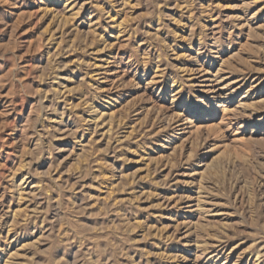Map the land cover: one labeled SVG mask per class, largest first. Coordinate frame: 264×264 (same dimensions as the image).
<instances>
[{
  "label": "rangeland",
  "instance_id": "1",
  "mask_svg": "<svg viewBox=\"0 0 264 264\" xmlns=\"http://www.w3.org/2000/svg\"><path fill=\"white\" fill-rule=\"evenodd\" d=\"M211 235L264 264V0H0V264H211Z\"/></svg>",
  "mask_w": 264,
  "mask_h": 264
},
{
  "label": "bare ground",
  "instance_id": "2",
  "mask_svg": "<svg viewBox=\"0 0 264 264\" xmlns=\"http://www.w3.org/2000/svg\"><path fill=\"white\" fill-rule=\"evenodd\" d=\"M125 3V2H124ZM65 4V3H64ZM122 4V3H121ZM93 5V4H92ZM178 5V4H177ZM77 12V11H76ZM103 13V12H102ZM78 14V13H77ZM108 14V13H107ZM49 15V14H48ZM73 15V14H72ZM73 16H75V15H73ZM57 17V16H56ZM55 17V18H56ZM69 17L70 16H68V17H65V16H63V17H60V19H58V20H56L55 22V24H56V28H55V31L57 32H61V30H62V28L67 24V23H69V21L71 20V19H69ZM109 17V16H108ZM52 18H54V15H53V17H51V20H53ZM57 19V18H56ZM157 21V20H156ZM54 22V21H53ZM179 22V21H178ZM51 23H52V21H51ZM51 27H52V25H51ZM120 27V26H119ZM75 29V28H74ZM72 30V29H71ZM180 30V29H179ZM54 31V32H55ZM91 31V30H90ZM44 32V31H43ZM76 32H77V30H76ZM75 32V33H76ZM182 32V31H181ZM72 33V32H71ZM74 33V34H75ZM93 34V33H92ZM174 35H176V34H174ZM199 37V36H198ZM74 38V37H73ZM50 39V38H49ZM48 39V40H49ZM184 38L183 37H181V40H183ZM165 40V39H164ZM58 43H60V41L58 42ZM73 43V41L71 42V44ZM72 46V45H71ZM70 46V47H71ZM70 47H68V49L70 48ZM167 49V48H166ZM82 50V49H81ZM100 51V50H99ZM59 52V51H58ZM77 52V51H76ZM196 55L198 56V53L196 52ZM47 58V57H46ZM154 61V60H153ZM156 61V60H155ZM223 61V60H222ZM222 61H221V65H220V67L222 66ZM155 64V63H154ZM202 65H204V64H202ZM202 65L200 66V69L202 68ZM48 67V66H47ZM199 69V70H200ZM205 71V69H203V72ZM218 71H220V70H218ZM223 71V70H222ZM199 72V71H198ZM218 74V73H217ZM223 78H221L220 76H213V82H215V86L213 87V86H207V87H210V89H207L206 91H200V93H203V94H213V97H214V99H216V100H219V101H223L222 102V104H220V105H218V106H216L217 108H219V109H221V112H226V111H228V109H227V107L225 106V105H223L224 103H225V101L226 100H230L231 99V101H232V96H233V94L235 93V91L237 90V89H239V86L235 89V90H228L230 87H231V84H233V83H229V84H224L225 82H223V80H222ZM176 81H172V83L174 84ZM208 82V81H207ZM152 83V82H151ZM173 84H172V86H171V88L173 87ZM241 86V85H240ZM198 87V86H197ZM227 91V93H225ZM67 92V91H66ZM54 94V93H53ZM59 94V93H58ZM57 94V95H58ZM245 97L246 96H243L242 97V99H245ZM172 100H175V98L174 99H172ZM196 101V103H199V102H201V101H197V100H195ZM230 101V102H231ZM241 101V100H240ZM190 102V101H189ZM189 102H187V101H185V105H187ZM191 103H192V101H191ZM127 104V103H126ZM189 105H193V103L192 104H190L189 103ZM239 105H242L241 107H243V108H245V107H247L248 105H250V103H248V105H247V101L245 102V103H243V104H239ZM251 106V105H250ZM92 108V107H91ZM194 109H196L195 111V114H198V109L197 108H194ZM229 112V111H228ZM233 112V111H232ZM113 114V113H112ZM149 116V115H148ZM204 116L207 118V117H210V116H213V117H215V113L214 112H212V113H205L204 114ZM247 116V115H246ZM102 118V117H101ZM109 118V117H108ZM117 118V117H116ZM211 119H212V117H210ZM59 119V118H58ZM187 123V122H186ZM95 124V123H94ZM217 128V127H216ZM208 130H209V132H211V133H214V131H216L214 128H212V127H210V128H208ZM76 131V130H75ZM71 133V132H70ZM130 134V133H129ZM189 134V133H188ZM211 135V134H210ZM130 136V135H129ZM36 143V142H35ZM40 147V146H39ZM33 149V148H32ZM180 150V149H179ZM190 151V150H189ZM32 154V153H31ZM191 151L189 152V154H188V156L186 157V159H190L191 158ZM169 157V156H168ZM167 157V158H168ZM185 160V159H184ZM176 162V161H175ZM216 162V161H215ZM21 169V168H20ZM198 170H201V172H200V174H202V175H207L209 178L210 177H216V174H217V166H216V164L213 162V161H209V162H207V161H203L202 163H200V165L198 166ZM15 171V170H14ZM14 175V174H13ZM201 176V175H200ZM205 178V177H204ZM144 179V178H143ZM202 179V177L200 178V180ZM22 181L24 180V179H21ZM119 180V179H118ZM202 181V180H201ZM211 182V181H210ZM128 184V183H127ZM200 187H199V189H198V191L195 193V195H196V197L193 199V203H194V205H187L186 206V209H187V211L185 212V217L183 218V220H182V222H181V226H183V228L185 229V232H184V237L185 238H189L190 237V234H195V235H197L201 230H203L204 228H206L205 226L206 225H202L200 222H199V220L200 219H202V218H204L205 217V215H208L207 213H209V211H206L204 208H203V201L201 200V196H200ZM29 195V194H28ZM148 195V194H147ZM183 195V194H182ZM158 197V196H157ZM210 197V196H209ZM184 198V197H183ZM182 198V199H183ZM187 199H189V197H186ZM134 199V198H133ZM168 200V199H167ZM189 201V200H188ZM177 202V201H176ZM176 202H175V204H176ZM159 206V205H158ZM211 206V205H210ZM212 206H215L214 204H212ZM218 206V205H217ZM157 207V206H156ZM213 209V208H212ZM37 210V209H36ZM16 212V211H15ZM33 212V211H32ZM212 212V211H211ZM215 212H218V211H215ZM33 213H35V212H33ZM13 214V213H12ZM210 214V213H209ZM216 214V213H215ZM213 215V214H212ZM194 216H197L198 217V219H197V221L196 222H194V223H192L191 221L189 222L188 221V219L189 220H193V218H194ZM211 217H216V215H214V216H211ZM139 221V220H138ZM135 224V223H134ZM136 224H137V222H136ZM214 224V223H213ZM216 224V223H215ZM114 226V225H113ZM133 226V225H132ZM139 226V225H138ZM221 226H222V228H223V224H221ZM220 226V227H221ZM150 227V226H149ZM175 227V226H174ZM216 228V227H215ZM59 230V229H58ZM143 230V229H142ZM204 231H205V229H204ZM8 232V231H7ZM8 233H10V232H8ZM222 233H224L223 231H222ZM150 234V233H149ZM220 235V234H219ZM219 235H211V237H213L212 238V240H210L209 242H203V243H198L197 241H195V243H193V245H192V249H191V252H194L193 254H194V259L196 258V253H201V255H207V254H210V253H213L212 254V256L210 257V259H207V260H211V259H213V258H215L213 261H211V264H215L220 258H222V257H224L225 256V258H224V262L222 263V264H226L227 263V260H228V258H229V255L231 254V252H232V249L227 253V254H225V249H226V245L224 244V242H222V240H223V238L221 237V236H219ZM224 235V234H223ZM208 236V235H207ZM162 237V236H161ZM194 237V236H193ZM6 238V237H5ZM3 239V238H2ZM8 239V238H7ZM16 240V239H15ZM199 240V239H198ZM7 241V240H6ZM137 242V241H136ZM187 242V241H186ZM16 243V242H15ZM154 244V243H153ZM8 245H10V242H9V244ZM15 245V244H14ZM158 245V244H157ZM156 245V246H157ZM23 246V247H22ZM21 247L22 248H25V246L24 245H22ZM28 247H29V245H27ZM36 246V245H35ZM26 249V248H25ZM29 249V248H28ZM259 249V248H258ZM22 250V249H21ZM16 252V251H15ZM143 252V251H142ZM163 253V252H162ZM162 253L161 254H159V255H157V256H159V257H161V259L162 258H164L163 256L165 255H162ZM185 253V252H184ZM16 254H18V252L17 253H14V254H12V255H10L9 256V258L10 259H13L15 256H18V255H16ZM132 254V253H131ZM156 254V253H155ZM154 254V255H155ZM259 254H260V252L259 251H257V252H255V257H256V259L255 260H257L258 258H259ZM19 257V256H18ZM155 257H156V255H155ZM8 258V257H7ZM7 258H5L4 259V261H3V263L4 264H6V262H7ZM174 259L176 258V256L175 257H173ZM181 258H182V256H181ZM133 259V258H132ZM165 259H166V257H165ZM164 259V260H165ZM14 260V259H13ZM160 260V259H159ZM1 261V260H0ZM11 261V260H10ZM183 261L185 262V263H187V259H186V257L185 258H183ZM173 262V261H172ZM15 264V263H14ZM204 264H207V261L204 263ZM235 264V263H234Z\"/></svg>",
  "mask_w": 264,
  "mask_h": 264
}]
</instances>
